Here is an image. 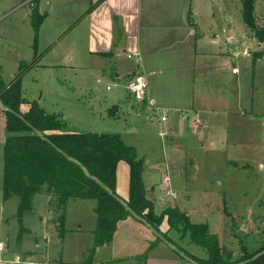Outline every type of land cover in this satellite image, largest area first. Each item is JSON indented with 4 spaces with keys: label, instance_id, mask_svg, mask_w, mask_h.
Here are the masks:
<instances>
[{
    "label": "rangeland",
    "instance_id": "rangeland-1",
    "mask_svg": "<svg viewBox=\"0 0 264 264\" xmlns=\"http://www.w3.org/2000/svg\"><path fill=\"white\" fill-rule=\"evenodd\" d=\"M41 1L44 5H54L44 25L47 33L43 34L35 30L28 4H22V0H0V80L8 84L20 71L21 60L30 64L35 54L40 55L38 47L42 51L53 45L46 56L40 57L42 64L24 75L23 97L37 101L47 112L59 114L71 131L119 134L126 144L133 145L144 161L143 178L156 212L173 205L192 222L207 227L208 233L217 234L227 261L234 262L258 251L264 245V170L259 167L264 162V41L245 23L242 0H194L193 8L199 12L203 33L219 35L227 46L224 39H229L232 61H228V68L232 76L226 77L224 87L227 91L230 89V101L227 105L217 104L232 112L230 115L239 117L232 118L229 130L243 137L244 145L238 140L225 142L228 124L225 115L214 120L203 113L202 123L194 127L193 113L189 112L190 119L184 124L182 115L176 119L172 111L163 109L172 104L201 106L198 86L195 90L188 84L159 89L157 96L163 106L155 113L138 105L146 97L138 99L126 88L130 74L138 68L136 57L124 56L118 61L116 65L122 70L118 80L112 71L114 65L108 59L105 72L90 64L84 40L76 39L82 29L81 38L85 37L86 24L74 29L72 36H63L72 26L75 12L87 0H77L78 4L76 0ZM255 14L259 25H264V0H256ZM49 32L56 35L51 37ZM36 36L37 47L34 46ZM230 36H233L232 42ZM78 50L81 58L73 66L43 65L55 60L63 62L65 51L76 53ZM248 52L254 55L262 52L263 56L254 61ZM233 67L238 68V75L232 74ZM220 88L213 84L209 90L213 93ZM114 104H120V110ZM28 106L25 102L22 111ZM164 110L167 121L162 120ZM5 128L6 117L0 107V242L5 244L0 250V264L86 260L94 247L96 200L71 199L62 222L57 213L52 219L54 211L43 191L20 219L19 196L13 194L7 200L3 197ZM129 173V164L121 161L117 192L126 200L130 195ZM162 174L163 177L169 174L174 195L166 194L169 184L162 182ZM54 204L58 205L57 201ZM160 229L172 243L160 240L151 227L139 220L120 221L113 239L96 248L93 262L105 263L134 255L127 261L108 264H196L186 252L208 257L206 250L190 242L189 234L182 236L180 230L170 229L166 220Z\"/></svg>",
    "mask_w": 264,
    "mask_h": 264
},
{
    "label": "trees",
    "instance_id": "trees-1",
    "mask_svg": "<svg viewBox=\"0 0 264 264\" xmlns=\"http://www.w3.org/2000/svg\"><path fill=\"white\" fill-rule=\"evenodd\" d=\"M102 1L92 3L86 14ZM242 3L245 23L260 41H264V25H259L255 14L256 0H242ZM45 17L38 8L33 10L37 32ZM262 56V52L256 53L254 61ZM35 61L21 63L20 71L8 84L0 80V104L5 107L6 117L3 197L7 200L13 194L19 196V217L22 219L24 213L31 210L35 195L46 191L57 197L62 222L70 199H95L97 202L94 247L89 257L82 262L60 260L53 264H96L93 262L96 248L110 242L119 222L131 215L145 222L167 243L172 241L160 229L165 220L170 229L180 230L182 236L189 234L190 242L208 253L207 258H201L186 252L196 264H264V245L251 255L245 254L240 260L229 262L217 234L208 233L207 227L192 222L178 207L169 206L157 213L153 200L147 196L144 161L138 157L137 149L126 144L119 134L71 131L59 114L47 112L35 100L27 101L23 97L22 80ZM25 102L29 106L22 111ZM121 161L127 162L130 168L128 200H123L117 192V170ZM111 262L113 260L99 264Z\"/></svg>",
    "mask_w": 264,
    "mask_h": 264
},
{
    "label": "crops",
    "instance_id": "crops-1",
    "mask_svg": "<svg viewBox=\"0 0 264 264\" xmlns=\"http://www.w3.org/2000/svg\"><path fill=\"white\" fill-rule=\"evenodd\" d=\"M97 1L98 0H87L83 6L79 7L75 12L76 16L72 26L68 27L63 32L64 37L72 36L74 29L78 30L81 24H86L84 25L86 30L85 37L81 38L84 30L82 29L79 30L76 39H78V42L84 40V48L87 49L88 57L91 58L90 64L92 67H96L98 70L105 72L106 60L108 59L111 64L114 65L112 71L116 79L119 80L122 76V70L116 64L124 56L128 57V54H133V56L136 57L135 64L138 68L134 73L132 72L130 74V81L133 75L140 73L146 76L149 83L148 91L145 95L146 98L141 102L139 101L140 104L138 103V105L145 106L154 113L162 109L160 108V103H162V101L157 96L159 89L177 87L178 85H184L186 87L187 84L192 85L194 90L197 86L200 87V96L202 95L201 99L203 101L201 106H199V104L182 107L177 104H172L170 107L161 106L164 107L163 109L172 111L176 119L182 115L184 124L190 119V114L189 118H185V115L182 113L184 110L188 111L187 113H198L199 115L206 113L214 120H218L222 115H225L228 123L225 142H237L238 140L239 142L241 141L240 145H244L242 142L243 137L239 135L235 136V134L230 133L231 129L229 130V127L233 124L232 118L236 119L239 117L230 115L232 112L222 109L221 106L217 104L227 105L230 101L228 97L230 89L227 91L224 87L226 77L232 76L228 68V61H232V55H230L231 48L229 47L230 42H228L229 39H224L228 44L227 46L223 44L219 35L203 33V29L202 27L200 28V23L198 21L199 12L196 8H193L194 0H103L95 6L90 13L86 14V11L90 8L92 3ZM75 2L78 4L77 0ZM21 3L29 5L30 16L35 8H38L40 14L46 15V19L39 28V34L47 33L46 26L44 25L53 13L52 9L54 5L52 3L44 5L41 0H22ZM80 3L79 1V4ZM1 21L2 20H0V22ZM48 34L51 35V37L56 35L55 32H49ZM232 38L233 36H230L231 42L233 41ZM34 46L37 47V43L35 44L34 42ZM78 47L80 48L81 45ZM52 48L53 45L48 49L40 51L38 47L39 54L41 55L40 57H42V55L43 57L46 56V53L51 51ZM251 55L254 56L253 53H251ZM37 56L38 55L35 54L33 58V60H36V63L32 68L42 64V58L39 57L40 59H36ZM80 58L81 50L76 51V53L74 51H65L62 57L63 62L55 60L46 64L43 62V65L73 66ZM20 63H26V61L21 60ZM86 64L88 65V62ZM87 65L84 67H88ZM28 71H26L25 74ZM238 73L232 74L235 76L238 75ZM14 76L15 74L13 77ZM130 81L128 80V84L126 85L127 89ZM213 84L222 87L219 90H213L214 94L209 90ZM128 91L131 95L129 89ZM197 92L198 91H196L195 94H197ZM113 106H119L120 110V104H114ZM0 107H2L1 104ZM134 107H136V105H134ZM180 131H183V129H180ZM259 167L261 170H264V162H260ZM161 176L163 177V174ZM166 177L168 178L167 180H165ZM161 180L169 184L166 194L174 195L170 188L171 178L169 174L164 175ZM146 188L148 191L147 185ZM163 188L164 187L161 186V189L164 191L165 189ZM44 192L46 199H49L51 209L54 211L52 219H54L56 213L59 217L61 208L57 197L52 196L46 191ZM38 194L35 195L34 199ZM54 201H57L58 205H55ZM130 218L134 221L139 220L143 224L145 223L132 215L122 221H126ZM133 256L134 255H124V257L114 258L113 261H127V259ZM55 262L56 261H51L50 264Z\"/></svg>",
    "mask_w": 264,
    "mask_h": 264
},
{
    "label": "built area",
    "instance_id": "built-area-1",
    "mask_svg": "<svg viewBox=\"0 0 264 264\" xmlns=\"http://www.w3.org/2000/svg\"><path fill=\"white\" fill-rule=\"evenodd\" d=\"M250 54L251 53L248 52V55ZM128 57L129 58L133 57V54H128ZM238 72H239L238 68L233 67L232 73L237 74ZM148 87H149V83H148L146 76L138 73V74L133 75V77L131 78L128 89L130 90L132 94L136 96V98L142 100L147 93ZM108 88H110V86ZM166 114H167V111H164V115L162 117L163 121L166 120ZM184 115H185V118H189V113H185ZM194 117L195 119L193 120V125L194 127H197L199 123L201 122V118L198 113H195ZM263 123H264V117H263ZM167 179L168 178L166 177L165 180ZM4 248H5V244L3 242H0V250H3ZM29 264H33V263L31 262Z\"/></svg>",
    "mask_w": 264,
    "mask_h": 264
},
{
    "label": "water",
    "instance_id": "water-1",
    "mask_svg": "<svg viewBox=\"0 0 264 264\" xmlns=\"http://www.w3.org/2000/svg\"><path fill=\"white\" fill-rule=\"evenodd\" d=\"M1 105H2V104H1ZM2 108H3V109H5V107H4V106H2Z\"/></svg>",
    "mask_w": 264,
    "mask_h": 264
}]
</instances>
